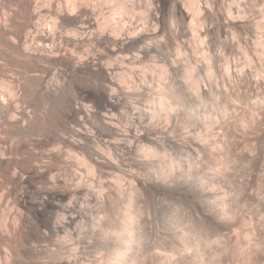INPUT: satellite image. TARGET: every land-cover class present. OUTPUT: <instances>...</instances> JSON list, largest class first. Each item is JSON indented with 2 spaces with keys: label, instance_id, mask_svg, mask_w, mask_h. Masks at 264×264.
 Returning a JSON list of instances; mask_svg holds the SVG:
<instances>
[{
  "label": "bare ground",
  "instance_id": "1",
  "mask_svg": "<svg viewBox=\"0 0 264 264\" xmlns=\"http://www.w3.org/2000/svg\"><path fill=\"white\" fill-rule=\"evenodd\" d=\"M61 2H64L65 4ZM60 4H63V6L65 5L66 8L63 7V9L62 5ZM251 12L255 14V16L253 15L255 19L249 16L253 14H248ZM132 16L138 17L136 19H142L144 21L141 25H135V18H133V20ZM249 26L252 28V37L249 36L251 33L248 34V31H246ZM186 30L189 32H195V34H193L195 37L193 45L189 42H185L184 40L179 42L183 34L186 33ZM248 37H250L252 46V49L249 47L251 51H249L246 46H243V43H245V40L248 39ZM209 40L212 41L211 44L213 46L214 52L213 54L209 53L208 51L202 52L201 65L194 63L187 57V49L194 51V43L202 44L207 43ZM168 41L175 43L176 55L178 58L172 59L170 58V55L164 56L165 65L163 64L164 66H161V73L168 74L170 72L172 75L173 72L175 75L179 74L182 80L181 85H183L180 86L184 89H193L197 94L209 92L207 87L204 84L201 85L200 83L202 81V78L200 77L201 75L198 72V67L200 66H202V69H204V72L208 78L214 79V84L216 86L212 91H214L216 94L229 93L230 90L232 91V89L226 87L225 80H236L241 82L245 81V92L249 91V87L258 83L261 81V79L264 83V0H0V44L4 43L8 45V47L11 48L10 50L13 49L12 51H15L18 57L21 59L24 65L23 68L25 70L26 83H29V85L30 82L33 83L32 85H34L36 89H41L47 94H64L65 92L63 84L59 82V79L56 78L55 75H53V77L50 75L51 77L46 80L44 76H40V71L43 70L41 72H47L49 67V70L53 69L55 73L59 72V76L62 74L65 77L71 78H74L75 76H80L82 78L84 76L93 77L102 82V86L95 88L94 91H100L104 106L109 111L116 110L119 107V98L117 94L122 92L124 84L126 83V79L128 78V74L126 72L120 71L118 61V65L112 64V62L110 63V57L115 55L117 58H121V56L124 54L126 60H131V58L127 57L125 53L136 51L137 55H134L135 58H132L133 60H131L132 62L134 61L136 63L139 60L135 59H140L141 56H155L154 53L160 52L162 48L165 47V43ZM78 43H82L84 46H86V51H76L75 48L77 47ZM224 47H237V50H239L243 58V63L239 65L235 64V62L234 64L231 63L230 59L226 57L222 51ZM250 52H252L253 57L250 55ZM213 56L215 59H217V61H213ZM120 58L119 61L121 60ZM215 65L221 66L220 77L215 74ZM45 67H47V69ZM248 70L253 72L252 76L247 74ZM45 74L49 76V73H44L42 75ZM220 80H222L223 87H219L218 85ZM131 84H133V82ZM176 85L177 83L175 81H171L167 85L171 94L177 93L178 89L176 88ZM135 86L129 84L125 88L135 89L137 88ZM89 89L90 88L88 87L80 88L82 92H85ZM8 92V94H14L11 88L8 89ZM4 100L5 99L0 96V124L15 126L17 123H19L20 126H24V128L29 126L30 121L28 116L23 113L20 116L21 120L18 119L19 122H12L17 121L15 116L16 113L14 114L13 110L6 108L4 105L6 101L4 103ZM259 103L261 105H259L260 108L258 109H263L264 112V102L261 100L257 104ZM175 104L176 106H172L171 104H168L165 99L160 98L159 100L160 108L166 109L167 111L174 110L176 107H178V103ZM67 109H69L70 116H72L77 124L83 123L90 111L88 106L77 105V103H70V107ZM155 117H157L155 111L148 112L145 115V118L148 120L147 121L145 119L147 123L142 124V118L138 117L140 120L138 123L135 124V122L138 120H135V122L133 121L134 123H130V121L127 126L123 127V129H121L117 124L115 125L114 123L105 122L106 124L104 125L107 127V132L100 133L104 136V138L109 137L110 134L112 137H116L115 141L113 142V151L116 149L118 151L120 150V152H124L123 148H126L125 150L131 153L137 152L136 154L139 153V156H142L141 158L144 159L141 162H143L145 166L148 167L152 165L154 168L153 163L156 162L152 160V157L158 156L161 150L163 151L160 153L165 152L164 150L166 147L164 142L158 141L160 140V136L159 138L154 136L157 131L154 127H152V122L151 124L148 123ZM79 129H77V133L82 140L89 141L90 138L93 137L91 136V131V133H89L87 129H84L85 131ZM246 129L247 128L245 125V136L247 137ZM96 134H98V132ZM122 136H125V138ZM125 139L128 141L126 147L121 145L122 143L124 144L122 140ZM82 140L74 139L72 143L74 145H84ZM169 143H173L182 149L184 148L188 150H196V148L201 149L200 147H203V142H199L197 140H190V142L187 140H181L180 142L170 140ZM151 144H156L157 147L153 148L154 146H149ZM89 146L91 147V145ZM90 147L88 149H90ZM91 149L89 150L90 155L92 154V156H94L93 160L97 165L102 167H112L119 171L123 169L120 160L123 159L121 154H118L120 156L118 159L113 157L111 151L109 150V153L106 155L97 151L95 147L93 148L94 150ZM249 149L245 147L246 152H248ZM152 161L154 162L152 163ZM159 161L157 160V162ZM8 162L6 151L0 149V168L3 176L5 175L8 181L14 185H22L17 198L19 207L18 211L20 210L22 213L19 214H30L31 218L34 219L36 224V229L32 231L31 235H29L30 237H28L27 243H24L27 245L25 246L23 244V248H17L21 250L22 255L25 254L26 257H33L32 264H87L86 258H84V256L81 257L80 254H78V248L76 250L75 247H72L73 249L71 248L74 251L73 253L69 252V255H63V253L60 255L58 254L59 252H57V254L56 252H52V255L49 253V259L46 261H41L38 257V255L44 254V251L48 250L47 246H49L50 243L49 245L47 244L52 237L57 238V240L59 238L60 240L58 241L60 245L66 241L68 242L72 237V232L69 230V227H72L73 232H77L79 235L78 238H80L81 234L85 232L82 238L86 239L85 246H87L88 251H92L93 247H97L95 250H100L105 247L111 249L110 254L108 253L106 256V260H110L111 262H102L101 260L103 259H100L101 256L98 252L99 254L97 259H95L97 262L95 264L139 263L137 262V259L139 258L138 256H140L138 253L139 249L143 248L140 247V245L142 246V241H144V238L149 235L146 233L150 229L147 228L148 226L144 227V229L140 228L136 232V229L134 230L131 226L133 222L131 221V219H133L131 214H123L125 215L124 217L126 220L124 226L122 225L123 234L117 235V243L113 244L106 240V237L104 236V234H106V230H103L98 223H90V225L84 231L82 229L83 224L77 220L75 215L69 216L70 218L67 219V221H65L63 224L58 223L53 219L45 221L43 217L48 211L47 209L55 205L54 203L56 200L58 201L64 198L67 199L69 197L73 198L74 195L80 193L81 183L80 185L67 190H65L66 188L64 190L56 189L54 188V183L57 178L55 180V176L50 174L51 172L49 173L45 172L44 170H39L34 174H28L25 172V174H20L14 171L11 174H8ZM177 162L178 161L175 159L171 160L167 169H162V171L159 173L155 172L154 170L156 174H148L147 172V174H137L135 171H132V167L134 165L135 167H138L143 163H130L131 165L128 169V173L130 172L131 176V179H129L130 183L133 184H130L129 189L127 188L128 190H126L129 203V205L127 204L128 208H130L129 206H132L133 203L137 201V199H140V201L147 199L145 197L152 198V200L149 198L148 199L151 200V202H155L156 194L157 196L159 194L160 196L161 194L163 196L171 195L172 198L175 196L178 200H180L179 198L188 200V202L190 201L193 203L195 212L197 211L199 214L196 212L198 216L195 215L197 220H194L195 223L192 225L193 233L189 234V236L186 238L182 237L184 238L181 241L182 253H180L181 256L179 257L181 258L180 262L182 264H253V254L251 253L252 249H250L251 245L249 246L247 243H244L245 240L248 241L250 238V233L248 232L243 236L245 240H241H244V242H239V237L242 232L240 234L237 233L238 235H228V231L232 232L230 228H233V226L238 224V221L236 222V219L239 216L238 207L245 205L246 202L238 196L234 198L230 196V198H227L225 196L214 195L215 191L211 192L210 187L213 188L214 185L217 186L216 183H219L218 181L220 180H218L220 177H218V173L220 172L218 169H215L212 174H207L206 171L203 172L197 167L196 169L194 168L195 170H190L188 167L184 170L176 171V167L179 169ZM162 168H164V166ZM76 178V175H71V179ZM117 178L118 180L116 179L117 183L115 185L118 186L120 191H122L121 181L125 180L126 178L122 174L118 175ZM34 182L38 183L39 185L37 184L36 186H33L32 184ZM127 182L129 181L127 180ZM48 183H53L54 187L53 185L45 186V184L49 185ZM31 192H35L38 195V200L30 199L29 194ZM88 192L84 193L87 195ZM153 198L155 201H153ZM178 203H180V201ZM100 204H105V198L103 195H100ZM151 204L153 207H155V212L157 210L162 211L163 205L161 208L159 203H155V205L153 203ZM23 209L27 212L23 211ZM54 216L56 215L54 214ZM149 219H151V217ZM241 221L245 220L243 219ZM146 224H144V226H146ZM209 225L210 228L212 225L215 226L217 231L220 230V232H223L222 230H226L228 234H223V239H221L223 245H221V248H218L219 250L215 249L213 253L208 255V259H205L206 250L209 246V243L211 242L205 233L207 232L206 228ZM135 226L134 228H136ZM145 228L148 230L146 231ZM5 229H7V231L10 230L9 227H6ZM5 232L3 233V230H0V239H2L4 243L6 241L5 245L10 246V248L12 247L13 250H11V253L7 246L5 247V245H0V259L3 260L0 262H4L3 264H10L13 260L14 248L16 249V244L15 241H12L13 238H6L4 234L7 233ZM96 234L98 235V238L96 237V239H94ZM8 235L9 234H7V236ZM176 236L174 237L177 238ZM213 237L215 238V236ZM7 242L11 243V245ZM219 253L221 256H223L221 257ZM165 254H163V256ZM16 255H19L18 252H16ZM155 255L156 254L153 256L154 258H156ZM153 257L151 256L152 259L150 258L152 262ZM37 259L39 261H37ZM138 260L140 261V258ZM151 260L147 262L151 264ZM143 261L144 259L141 262ZM141 262L140 264H142ZM154 262L157 264V262H160V259L154 260ZM169 262L170 261H168V263ZM174 264H177V262Z\"/></svg>",
  "mask_w": 264,
  "mask_h": 264
},
{
  "label": "rangeland",
  "instance_id": "2",
  "mask_svg": "<svg viewBox=\"0 0 264 264\" xmlns=\"http://www.w3.org/2000/svg\"><path fill=\"white\" fill-rule=\"evenodd\" d=\"M61 3L65 4L64 2ZM63 4H60L62 5V8H66L65 5L63 6ZM252 13L253 12L248 14ZM253 15L255 16L254 13L249 16L255 19ZM133 16L132 19L135 18V20L133 19L135 21V25H141L144 21L142 19L138 20L136 19L138 17ZM246 31H248V34L251 33L249 36L252 37L251 35L253 32H251V26H249ZM185 32L186 33L183 34L179 42L184 40L185 42H189L193 45V41L195 39L193 34H195V32H189L187 30ZM250 37H248L249 40L246 39L245 43H243V46H246L249 51L252 49ZM211 42L212 41L209 40L207 43H194V51L187 49V57L194 63L201 65L202 52L208 51L211 54L214 52ZM1 44L0 96L5 99L4 103L5 101L6 103L4 105L6 108L13 110L14 112H12L14 114L16 113L15 116L17 121L12 122H19L18 119L21 120L20 116L23 113L28 116L30 121L29 124L31 125H29L31 128L29 126L24 128V126L21 127L19 123L15 125L16 127L14 125L8 126L0 124V149L6 151L7 162L10 160L7 166V173L11 174L12 172L16 171L20 174H34L39 170H44L45 172L49 173L51 172L50 174L55 176V180L57 178L59 181L56 180L58 183L55 181V187L53 183H48L49 185L45 184V186L53 185L54 188L60 190H64L65 188V190H67L80 185L81 183L80 193L74 195L73 198L69 197L67 199L64 198L58 201L56 200L54 203L55 205L49 207L50 209H47L48 213L46 212L43 217L45 221L53 219L56 222L63 224L65 221H67V219L70 218L69 216L75 215L77 220L83 224L82 229L84 231L90 225V223H98L103 230L107 231H105L106 234H104L106 240L116 244L117 235L123 234L122 227L126 222L124 217L125 215L123 214L129 213L133 218L131 219V221H133L131 226L134 230L136 229V232L140 228L144 229V227L147 226L148 229L150 228L149 230L145 228L146 231L148 230L146 233L149 235L147 234L148 236H146L144 241H142L143 243H141L142 246L140 245V247L143 248L139 249L138 255L140 256L138 257L140 258V261L138 258V264H140L143 259L144 261L141 262L142 264H150L147 261H150L152 259L151 256L153 257L154 254L158 255H155L156 258L153 257V262L151 260V264H156L154 260L159 259L161 263L157 262V264H169L170 262L173 264L175 262H177V264H182L180 262L181 258H179L181 256L180 253H182L181 241L182 239L188 237L189 234L193 233L192 225L195 223L194 220H197L195 215H197L198 212H195L193 203L190 201L188 202V200H183L182 198H179L180 200H178L177 197L173 195L172 198L171 195L163 196L161 194L160 196L159 194L157 196L156 194V201L153 198V201L155 202H151L152 198L145 197L151 200L145 199L147 201H140V199H137V201L135 200L136 202H134L133 205L129 206L130 208H128L129 203L126 190L129 189L130 184H133L130 183L129 179H131V176L130 172L128 173V169L131 164H142L143 162L141 161L144 159L141 158L142 156H139V153H131L125 150L126 148H123L124 152H120V150L118 151L116 149L113 151V142L115 141L116 137L114 138L110 134L109 137L104 138V136L100 133L107 132V127L104 125L106 123H114L115 125L117 124L121 129H123V127L127 126L130 121V123H132L133 121L135 122V120H138L135 122V124L138 123L140 121L139 118L141 117L142 124H145L148 121L145 118L146 113L155 111L158 118L155 117L148 123L151 124L152 122V127H154L157 131L154 136L157 138L160 136V140L158 141H162L166 145L164 150L165 152L160 153L163 151L161 150L158 155L159 157H152V160L156 162L153 163L154 161H152L155 169L152 165L147 167L143 163V166H138H141L140 168L135 167L134 165L132 167V171H135L137 174H145L146 172L148 174L155 172L159 173L162 171V169H167L170 161L173 159L178 161L177 165H179V169L176 167V171L184 170L188 167L190 170H193L197 167L203 172L206 171L207 174H212L215 169H218V171H220L218 173V177H220L217 178L220 180L218 181L219 183H216L217 186L214 185L213 188L210 187L211 192L215 191L214 195L225 196L227 198H230V196L233 198L237 196L241 197L246 202V204L238 207L239 216L236 219L238 224L236 223V228L235 226L230 228L232 232L228 231L229 234L226 230H222L224 233L220 232V230H218V232L217 228L213 225L211 228L210 225L206 228V236L211 242L209 243V246L206 250L205 259H208V255L213 253L215 249L221 248V245H223L221 239H223L225 234L238 235L242 232L239 237V242H241V239L245 240L243 236L249 232L250 238L248 241L245 240L244 242L243 240L242 242L247 243L249 246L251 245V253L255 258L254 260L252 257L253 264H264V112L263 109H258L260 108L259 105L261 104H257L261 100L264 102V83L262 79L258 83L249 87L250 90L247 92H245V81L241 82L236 80H225L226 87L232 89V91L230 90L229 93L216 94L214 91H212L216 86L214 84V79L208 78L204 72V69H202V66H200L198 67V72L202 78L200 83L201 85L204 84L209 92L197 94L193 89H184L181 87L183 85H181L182 80L179 74L175 75L173 72L172 75L170 72L168 73L170 75L161 73V66L165 65L164 56L170 55V58L172 59L178 58L175 50V43L168 41L165 43V47H163L160 52L154 53L155 56H141L140 59H135L139 60L136 63L131 61L135 58L134 55H137L136 51H131L129 52L130 54L125 53L127 57L131 58V60L127 58L129 61L126 60L124 54L121 56V58H117L115 55L110 57V63L112 62V64L118 65L117 63L119 62L118 66L120 67V71H124L128 74V80L126 79V85L124 84V91L122 90V92L117 94L119 98V107L116 110L109 111L104 106L100 91H94L95 88L102 86V82L100 80L88 76H84L83 78L80 76H75L74 78L65 77L62 74L59 76V72L55 73L53 69L49 70V67L48 69L45 67L47 72H41L43 71L41 70L39 73L41 74L40 76H44V78L47 80L51 76L53 77V75H55V77L59 79V82L63 84L65 92L64 94H47L41 89H36L34 85H32L33 83L30 82V85L29 83H26L25 70L23 68L24 65L21 59L18 57L15 51H12L13 49L10 50L11 48L8 47V45L4 43ZM85 49L86 46H84L82 43H78L77 47L75 48L76 51H86ZM222 51L226 57L230 59L231 63L234 64L235 62L237 65L243 63V58L239 50H237V47H224ZM250 55H252V52H250ZM119 58L121 59L120 61ZM213 61H217L214 56ZM214 70L215 74L220 77L221 66L215 65ZM44 73H49V76L46 74L42 75ZM247 74L252 76L253 72L248 70ZM171 81H175L177 83L176 88L178 90L176 94H171L168 89L167 85ZM132 82L133 84H131ZM129 84L134 86L136 85L135 87L137 88H125ZM218 85L219 87H223L222 80L218 82ZM83 87H88L90 89L82 92L80 88ZM9 88H11L14 94H8ZM160 98L165 99L167 103L171 104L172 106H176L175 103H178V107L171 111L161 109L159 105ZM70 103H77V105H85L89 107V114L86 116L83 123L77 124L72 116H70L69 109H67L70 107ZM245 125L247 128V137L245 136ZM77 129L82 131L87 129L89 133L92 132L91 136L93 137H91L89 141H84L78 135ZM97 132L98 134H96ZM122 137L125 138V136ZM74 139L82 140L84 145H74L72 143ZM180 139L187 140L188 142H190V140L203 142V147L201 146V149L196 148V150H188L184 148L182 149L173 143H169L170 140L180 142ZM122 142H124V144L122 143L121 145L126 147L128 141L125 139L122 140ZM89 145H91V147ZM155 145L151 144L149 146H154L153 148H156L157 145ZM89 147L90 149L95 147L97 151L106 155L109 153V151H111L113 157L118 159L120 158L118 154H121L123 159L120 160L123 169L119 171L112 167H102L97 165L93 160L94 156H92V154L90 155V149H88ZM245 147L248 149L250 148L251 150L249 149V151L246 152ZM93 148L91 150H94ZM157 160L162 162H157ZM219 165L223 166L221 167ZM163 166L164 168H162ZM1 173L2 172L0 168V228L3 230V233L6 231L5 233L9 234L8 236L7 234H4L6 238H13L12 241H15L16 244V249L14 248L13 260L10 264H32L33 257H26L25 254L22 255V252L19 249L23 248L22 245L27 243L28 237H30L29 235H31L32 231L36 229L35 221L33 218H31L30 214L24 213L21 215L22 213L20 210L18 211L19 207L17 198L22 185L12 184L8 181L5 175L3 176V173ZM70 174L76 175L77 180L71 179ZM121 174L126 178V181H121L122 191H120L118 186L115 185L118 180V175ZM127 180L129 182H127ZM35 183L36 182H34L32 185L36 186L38 184ZM84 192H88V194L86 195ZM100 195H103L105 198L104 205L100 204ZM29 197L32 200H38V195L35 192H31ZM179 201L180 203H178ZM151 203L154 205L155 203H159L161 208L163 205L162 211L157 210L158 212H155V207H153ZM23 211L25 210L23 209ZM54 214L56 216H54ZM150 217L151 219H149ZM239 218L241 220L244 219L245 221H241ZM144 224H146V226H144ZM134 226L136 228H134ZM6 227H9L10 230L7 231V229H5ZM69 230L72 232V237L68 242L66 241L60 245L58 241L60 239L58 238L57 240L55 237H52L48 241L47 245H49V243L50 245L47 246V252L44 251L46 254L44 253L38 255L41 261H46L49 259L48 255L52 252H56V254L59 252L58 254L60 255H62V253L63 255H66L69 252L73 253L74 250L72 249L75 247L76 250L78 248V254H80L81 257L84 256V258H86L87 264H95L97 262L95 259H97L99 253L101 256L100 259H103L101 260L102 262H111L110 260H106V256L108 253L110 254V248L105 247L100 250H95L97 247H93L92 251H88L87 246H85L86 239L82 238L85 232L81 234L80 238H78L79 235L76 231V233L73 232L72 227H69ZM174 234L178 235L176 236ZM212 235L215 236V238ZM96 237L98 238L97 234L94 239H96ZM0 240V245L4 246L6 241L4 243L2 239ZM7 243L11 245V243ZM174 245H177L176 247L178 248H176ZM6 246L12 253L11 250H13V248H10L8 245H5V247ZM16 252H18L19 255H16ZM163 254L165 255L163 256ZM38 259L37 261H39ZM1 260L2 259H0V261ZM168 261L170 262L168 263ZM0 263L3 264L4 262Z\"/></svg>",
  "mask_w": 264,
  "mask_h": 264
}]
</instances>
